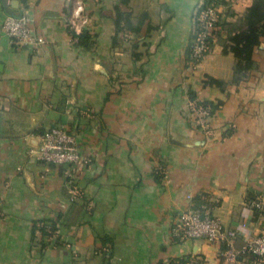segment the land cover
Wrapping results in <instances>:
<instances>
[{
    "label": "crops",
    "instance_id": "1",
    "mask_svg": "<svg viewBox=\"0 0 264 264\" xmlns=\"http://www.w3.org/2000/svg\"><path fill=\"white\" fill-rule=\"evenodd\" d=\"M80 1L85 22L74 30V0H0V264H257L239 249L264 228V36L237 83L224 50V22L252 0H220L222 31L193 67L201 0ZM9 13L27 15L45 42L14 44L1 27ZM189 91L218 102L208 133L187 121ZM53 125L74 134L80 162L35 158ZM201 202L234 231L231 255L174 234L179 212ZM40 219L56 224L42 247Z\"/></svg>",
    "mask_w": 264,
    "mask_h": 264
},
{
    "label": "built area",
    "instance_id": "2",
    "mask_svg": "<svg viewBox=\"0 0 264 264\" xmlns=\"http://www.w3.org/2000/svg\"><path fill=\"white\" fill-rule=\"evenodd\" d=\"M68 21L69 26L78 30L85 22L82 13L83 4L80 0H74ZM1 27L9 39L18 46L38 47L45 42L42 35L36 33L30 25L29 17L25 14L19 16L6 15ZM222 31L220 0H201L193 11V26L188 45L187 63L190 66L196 64L209 52L212 42ZM187 121L197 127L201 132L208 133L211 130L210 119L215 108L209 102H204L197 96H188ZM38 145L31 149L35 158L45 164H76L81 160L74 134L57 125L50 126L38 134ZM78 194V189H70L69 199L72 200ZM250 206L254 209L263 208L260 199H253ZM243 225L245 223H242ZM46 240L51 242L56 237V229L50 222H44ZM174 234L179 239L203 238L208 242L226 244L229 255L233 252L232 241L234 231L226 230L220 219L213 214L209 204H189L177 215L174 222ZM239 251L254 256L257 264H264V228L253 237L247 238Z\"/></svg>",
    "mask_w": 264,
    "mask_h": 264
},
{
    "label": "trees",
    "instance_id": "3",
    "mask_svg": "<svg viewBox=\"0 0 264 264\" xmlns=\"http://www.w3.org/2000/svg\"><path fill=\"white\" fill-rule=\"evenodd\" d=\"M226 43L224 50L228 49L234 56V64L232 66V79L234 83L242 80L247 72L255 66L252 58V49L259 43L260 37L264 36V0H252L251 4L246 8L239 20L233 24L225 23ZM78 41L85 44L88 38L86 31L76 34ZM205 84L215 83L222 86V81L208 76L204 80ZM190 96H194L192 91H189ZM204 102H208L204 100ZM211 103V102H209ZM217 103H211L215 108ZM44 222H50L53 229H56L55 221L52 219H40L33 223V231L37 228L39 232L38 242L41 247L48 244L46 240V229ZM167 264H186L185 258L173 259Z\"/></svg>",
    "mask_w": 264,
    "mask_h": 264
},
{
    "label": "water",
    "instance_id": "4",
    "mask_svg": "<svg viewBox=\"0 0 264 264\" xmlns=\"http://www.w3.org/2000/svg\"><path fill=\"white\" fill-rule=\"evenodd\" d=\"M9 15H13V16H19L20 14H13V13H9ZM39 141V139H38Z\"/></svg>",
    "mask_w": 264,
    "mask_h": 264
}]
</instances>
